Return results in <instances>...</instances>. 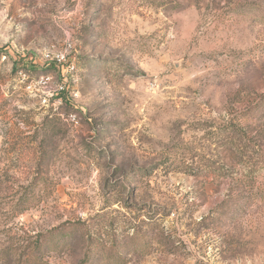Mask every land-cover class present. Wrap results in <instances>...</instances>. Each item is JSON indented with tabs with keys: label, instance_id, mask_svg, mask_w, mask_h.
Listing matches in <instances>:
<instances>
[{
	"label": "rangeland",
	"instance_id": "rangeland-1",
	"mask_svg": "<svg viewBox=\"0 0 264 264\" xmlns=\"http://www.w3.org/2000/svg\"><path fill=\"white\" fill-rule=\"evenodd\" d=\"M263 102L264 0H0V264H264Z\"/></svg>",
	"mask_w": 264,
	"mask_h": 264
},
{
	"label": "trees",
	"instance_id": "trees-1",
	"mask_svg": "<svg viewBox=\"0 0 264 264\" xmlns=\"http://www.w3.org/2000/svg\"><path fill=\"white\" fill-rule=\"evenodd\" d=\"M254 114L257 115L258 118H264V102L259 108L255 110ZM260 160L264 162V154L260 156ZM16 264H44V263L38 260L34 255H29L26 258H21Z\"/></svg>",
	"mask_w": 264,
	"mask_h": 264
},
{
	"label": "built area",
	"instance_id": "built-area-1",
	"mask_svg": "<svg viewBox=\"0 0 264 264\" xmlns=\"http://www.w3.org/2000/svg\"><path fill=\"white\" fill-rule=\"evenodd\" d=\"M73 69H74V68H72V70H73ZM47 79L50 81V78H49V77H47ZM42 80H43V81H46V83H47V81H48V80H45L44 78H42ZM77 119H78L77 115L72 114V115L69 116V120H71L72 122H76Z\"/></svg>",
	"mask_w": 264,
	"mask_h": 264
}]
</instances>
